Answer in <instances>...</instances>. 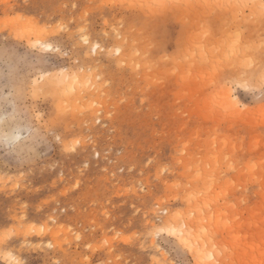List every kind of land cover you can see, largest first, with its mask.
Masks as SVG:
<instances>
[{
	"label": "rangeland",
	"instance_id": "1",
	"mask_svg": "<svg viewBox=\"0 0 264 264\" xmlns=\"http://www.w3.org/2000/svg\"><path fill=\"white\" fill-rule=\"evenodd\" d=\"M262 5L0 0V264H264Z\"/></svg>",
	"mask_w": 264,
	"mask_h": 264
},
{
	"label": "bare ground",
	"instance_id": "2",
	"mask_svg": "<svg viewBox=\"0 0 264 264\" xmlns=\"http://www.w3.org/2000/svg\"><path fill=\"white\" fill-rule=\"evenodd\" d=\"M135 1V0H134ZM235 2H238V3H242V2H247V0H234ZM259 1H261V0H259ZM142 5V4H141ZM32 33V32H31ZM27 34V33H26ZM28 38V37H27ZM35 38V37H34ZM29 39V38H28ZM41 39V38H40ZM84 40H87V39H85V38H83ZM30 40V39H29ZM37 40V39H36ZM38 41H39V39H38ZM85 42V41H84ZM87 42V41H86ZM35 44V43H34ZM47 45H49V44H47ZM47 45H45V47L47 46ZM49 49H50V47H48ZM48 48H45V49H48ZM93 50H96L97 49V45H93V48H92ZM69 71V70H68ZM67 71V72H68ZM65 72V71H64ZM64 72H63V70L61 71V73H63L62 74V77L61 78H58L57 76H55V78L53 79V78H47V74H44L43 76H42V78L43 79H46L47 78V80H44V81H47V87L49 86V83L50 84H52V85H50L49 87L50 88H52V90H58V92L61 94V96L62 97H60L62 100H60L61 101V105L62 104H68L69 103V105H73L74 104V102L75 101H77V100H79V99H82V95H84L83 93L85 92V94H86V91L88 92V90H86L85 91V89H86V87H87V82H88V80H86V79H84V78H81L80 76H77L78 74H75V75H71L70 73H67L66 72V74H64ZM53 74V73H52ZM49 77H50V75H49ZM51 77H52V75H51ZM54 77V76H53ZM57 77V78H56ZM60 77V76H59ZM82 77H84V76H82ZM262 77V76H261ZM41 78V77H40ZM85 78H87V77H85ZM89 78V77H88ZM263 79V78H262ZM261 81V80H260ZM36 85H37V83H36ZM246 85V84H245ZM45 86H46V84H45ZM89 86V85H88ZM41 87H42V85H41ZM44 87V86H43ZM230 94V93H229ZM227 95V94H226ZM228 96V95H227ZM231 97V96H230ZM90 101V100H89ZM87 104V103H86ZM236 104V103H235ZM78 108V107H77ZM96 109V108H95ZM63 110V109H62ZM245 111H247V110H245ZM196 196V195H195ZM183 217V216H182ZM180 218V217H179ZM185 219V218H184ZM54 220V219H53ZM202 220L203 219H201V220H197V222H202ZM208 220V219H207ZM210 220V219H209ZM56 221H57V219H56ZM188 221H190V220H188ZM193 221V220H192ZM205 221V220H204ZM174 222H175V220H174ZM177 222V221H176ZM185 222V221H184ZM194 222V221H193ZM193 222H192V224H193ZM176 224L177 223H175L174 225H172V226H168L167 228H166V230H161V231H169L170 232V234L171 233H173L174 234V236H175V234H177V238H178V242L181 244V245H184L186 248H188V250L192 253V254H194L193 256H195V261H196V264H206V263H204V257H206L205 256V254H206V248L204 249V247H206L205 245H204V247L203 246H200L199 247V245L198 246H196L197 244H194V243H192L193 241H194V238H196V234L197 233H195V235L193 234L194 233V231L192 232V230H190L189 229V227H188V229L186 230L184 227L182 228L181 226H182V223H179V224H181L180 225V227L181 228H178L177 226H179V225H177L176 226ZM191 224V223H190ZM184 225V224H183ZM189 225V224H188ZM187 224L185 225L186 227L188 226ZM166 226V225H165ZM190 226V225H189ZM196 226V225H195ZM194 226V227H195ZM190 227H192V226H190ZM157 228V227H156ZM162 228V227H161ZM192 229H193V227H192ZM153 231V230H152ZM160 230L159 231H156V236L155 237H157V234H159V232H161ZM167 233V232H166ZM150 234V233H149ZM153 234H155V233H153ZM194 235V236H193ZM153 236V235H152ZM151 236V237H152ZM173 236V235H172ZM173 236V237H174ZM208 238V237H207ZM153 240V239H152ZM155 240V239H154ZM199 240V239H198ZM203 240V239H202ZM209 240V239H208ZM154 242V241H153ZM199 243H201L200 241H198ZM197 243V242H196ZM205 243H206V241H205ZM204 243V244H205ZM194 244V245H193ZM157 245V244H156ZM200 245H202V244H200ZM154 246V245H153ZM162 248V247H161ZM158 250V249H157ZM6 253V252H5ZM207 254H209V253H207ZM9 257V256H8ZM215 261H216V259H215ZM14 262V261H13ZM209 262V261H208ZM171 263V262H170ZM216 263V262H215Z\"/></svg>",
	"mask_w": 264,
	"mask_h": 264
},
{
	"label": "snow or ice",
	"instance_id": "3",
	"mask_svg": "<svg viewBox=\"0 0 264 264\" xmlns=\"http://www.w3.org/2000/svg\"><path fill=\"white\" fill-rule=\"evenodd\" d=\"M262 6H264V5H262Z\"/></svg>",
	"mask_w": 264,
	"mask_h": 264
}]
</instances>
